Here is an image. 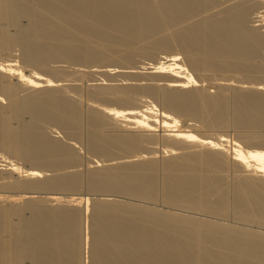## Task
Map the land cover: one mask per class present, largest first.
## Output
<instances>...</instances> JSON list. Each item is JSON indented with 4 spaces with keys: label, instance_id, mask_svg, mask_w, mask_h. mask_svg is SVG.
<instances>
[{
    "label": "bare ground",
    "instance_id": "obj_1",
    "mask_svg": "<svg viewBox=\"0 0 264 264\" xmlns=\"http://www.w3.org/2000/svg\"><path fill=\"white\" fill-rule=\"evenodd\" d=\"M222 2L0 0V55L18 45L22 62L38 68V72L25 73L11 59L0 61V96L8 99L5 106L0 104V186L16 192L0 194V264H264V232L248 226L264 228V132L257 131L264 129V83L258 81L264 78V31L262 25L250 23L253 1H233L219 9ZM215 7L219 9L216 12ZM258 21L264 23V10L253 20ZM162 48L178 52L146 67L149 70L144 75L166 73L165 83L160 87L136 81L91 86L90 98L121 107L91 104L85 110L86 124H82V103L63 89L73 85L67 83V87L60 78L54 79L61 67L49 64L62 59L92 68L89 63L112 58L119 62H114L118 68L124 62L128 63L125 69L130 65L137 70L138 66L132 65L137 55L151 57L156 55L155 49ZM117 67L104 65L93 70V66L90 71L112 76L120 71ZM229 72L239 74L243 82L231 88L222 83L214 93L203 87V76ZM129 73H124L126 80L132 79V71ZM20 87L29 90L20 96L25 90ZM228 89L232 90L230 103ZM142 95L158 101L161 109L152 101L133 104ZM179 116L191 117L209 128L230 126L227 123L231 122L246 131L233 140L224 133L215 139L198 136L177 128ZM46 124L81 142L82 126L86 125L85 150L105 158L103 163L100 160L102 165L95 156L98 160L82 175L75 165L82 159L74 141L49 136ZM109 124L120 126V132L107 130ZM158 125L170 144L187 142L165 150L161 163L139 153L155 142L152 130L159 129ZM115 151L128 152V156L115 161L111 157ZM135 152L138 154L133 155ZM14 158L29 165L22 167ZM64 167L76 170L49 175V171ZM229 171L236 174L231 182ZM8 177L10 182L5 181ZM83 186L89 192L97 191L91 196L109 191L128 195L126 200L129 196L148 200L146 204L161 200L184 211L211 213L214 218L230 212L240 220L237 222L248 225L157 209V201V208L106 197H90V201L77 196ZM35 189L74 191L77 197L49 196L50 191L36 197Z\"/></svg>",
    "mask_w": 264,
    "mask_h": 264
},
{
    "label": "rangeland",
    "instance_id": "obj_2",
    "mask_svg": "<svg viewBox=\"0 0 264 264\" xmlns=\"http://www.w3.org/2000/svg\"><path fill=\"white\" fill-rule=\"evenodd\" d=\"M228 1H230V2H228ZM236 2V1H240V0H223V5L221 4L220 6H219V9H222V8H224V7H226V6H228V5H231V2H232V4L234 3V2ZM251 1H253L254 3H255V6H254V9L252 10V12H251V14L249 15V20H251L250 21V23L251 24H253L254 26L256 25V26H261L260 27V30H262V31H264V23H262V22H260V21H258V22H253V20L256 18V15H260L261 14V12H262V10H264V7H262V5H263V0H251ZM228 2V3H227ZM260 2V3H259ZM257 4V5H256ZM217 8H218V6H217ZM217 8L215 7V9H214V11L216 12V11H218L217 10ZM259 11H261V12H259ZM210 12H213V10H211ZM160 49V48H159ZM159 49H155V50H157V51H155L154 52V54H156V55H153V56H151V57H145V56H140V55H137L136 57H135V59H134V61L132 62V63H130V64H132V65H137L136 67V69L137 70H134L135 68L133 67V66H130V65H128V69H130L131 71H132V73H133V75H135V71H138V70H140V71H138V72H140V73H138V72H136V73H138V75L136 76H133V75H129L130 73V70H129V72H128V69H125L126 68V66H127V64L125 65V63H124V65H125V67H124V65H121V64H123V63H121L120 65H121V69H120V65H119V68L117 67L118 65H115V63L117 62L116 60L113 62V60H112V58H109V59H111V60H104V61H102L101 63H100V65L102 66V67H104V65L106 66H110V67H114L115 68V70H117L116 69V67L118 68V69H120V71L122 70V69H125V71L123 70V72L124 73H126V71H127V73H129L128 75H129V77L130 76H132V79L134 78L135 80L134 81H132V79L130 80H126L127 78H126V76H127V74H124L122 71L120 72L119 70V72L117 71V74H114L113 73V75H114V77H112L111 75L109 76V75H105V74H98V73H91V71H90V69L92 70V68H93V66L95 67L93 70H95V69H97L98 67H100V68H102L101 66H99V63L98 62H96V65H95V63H89L90 65H91V67L92 68H88V66H86V65H88V64H84L86 67H87V69H86V67H80V65L78 64H76L78 67H80V68H78L77 66H75V64H73V63H71V62H66V61H64V60H62V59H53V60H50V61H52V62H50L49 64L51 65V67H56V66H58V67H61V69L60 68H57V69H59L60 71H61V73H60V75H59V77L58 76H56V77H54V79H58V78H60V80H61V82H63L62 84H64V86H67L68 84L71 86V85H73V86H75L74 88H73V86H72V88L70 87H68V88H64L63 87V85L61 86V88L63 87V89L65 90V92H66V94L69 96V97H71V98H75V99H77L78 100V102H79V104L80 103H82V104H80L81 105V107L83 108V109H81V113H82V119L84 120L83 122H82V124H86V118H87V111H85L86 110V108L89 106V105H97V106H99V105H102V104H104V105H106V106H111V104H112V107H117V106H119V107H117V108H120L121 107V105L120 104H115V105H113V103H111L110 101H99V100H97V99H93V97H89L88 96V90L90 89V87L92 86V87H94V85H102L103 83H105L106 85L107 84H116V83H121V82H129V83H138L139 82V85H154V86H159L160 87V85L162 86V84L163 83H165V79H166V76H168V75H166V76H164V74H166V73H159V75H157V73H150V75L151 76H146L147 74H148V70L149 69H147V68H149V67H152V65H155L157 62L156 61H161V59L162 60H164L163 59V57L166 55L167 57L169 56V55H171V54H175V53H177L176 52V50H175V48L172 50V49H170V51L168 50H164L163 48H162V50H159ZM166 51V52H165ZM9 52H10V54H9ZM156 52H159V53H156ZM264 53V52H263ZM7 54V55H6ZM5 55H0V61L1 60H4L3 62H6L7 60H10L11 59V61H13L12 63H15V64H19L18 66L20 67V69H21V67L23 68V69H21V70H23V71H25V73H28L30 70V72H33V71H36V72H38L37 71V69L38 68H36V69H34L35 67L34 66H32V65H30V66H28V65H25L23 62H22V59H21V50H20V47L18 46V45H14L12 48H11V50L10 51H8V53H6ZM8 55H10V56H8ZM161 56H162V58H161ZM165 56V57H166ZM180 57V60H181V62H183V60L184 59H182L183 57H182V55H179ZM263 56H264V54H263ZM5 57V58H4ZM10 57V58H9ZM164 57V58H165ZM6 58H7V60H6ZM160 58V59H159ZM2 62V61H1ZM97 64H98V67H96L97 66ZM103 64V65H102ZM117 64H119V62H117ZM49 65V66H50ZM55 65V66H54ZM83 65V64H82ZM83 65V66H84ZM90 65H89V67H90ZM130 66V67H129ZM34 67V68H33ZM142 67V68H141ZM147 67V68H146ZM63 68L66 70V71H64L63 70ZM72 68V69H71ZM73 68L75 69V70H77V71H75L74 70V72L73 71H70V69L71 70H73ZM77 68V69H76ZM81 68L83 69V70H81ZM84 68L86 69V70H84ZM143 68H145V69H143ZM25 69V70H24ZM89 69V70H88ZM64 72H63V71ZM80 70V71H79ZM133 70H134V72H133ZM89 71V72H88ZM40 72V71H39ZM142 72H145V73H142ZM41 73H43V74H45V76H46V74L48 75L49 73H46V72H41ZM120 73H123L124 74V76H123V74L122 75H119ZM77 74H79V75H77ZM93 74V75H92ZM96 74V75H95ZM144 74H146V75H144ZM153 74V75H152ZM99 75V76H98ZM118 75V76H117ZM141 75L143 76V79H141L142 77H141ZM163 75V76H162ZM49 76V75H48ZM104 76V77H103ZM145 76H146V78H147V81H146V78H145ZM158 76H160V80L161 81H159V77ZM199 77L198 78H201V76L200 75H198ZM50 77H53V76H50ZM115 77H117V78H115ZM124 77V78H123ZM128 77V76H127ZM136 77H139V80H137L138 78H136ZM158 77V78H157ZM164 77H165V79H164ZM112 78V80L115 78V80H110V79ZM126 78V79H125ZM148 78H150V80H148ZM155 78H157V80L155 79ZM168 78V77H167ZM12 79V78H11ZM53 79V78H52ZM79 79V80H78ZM84 79V80H83ZM120 79V80H119ZM142 80V82H141V80ZM144 79H145V81H144ZM162 79H164V81L162 80ZM202 79H204L205 81H203V87L204 88H208V89H210L213 93L215 92V91H217L219 88V85L221 86V84L223 83L224 85H225V87H226V85H227V87L228 88H231L232 86H236V84H239V83H241V82H243V78L239 75V74H237V73H234V72H229V73H226V74H217V75H208V76H203L202 77ZM225 79H227V80H225ZM74 80V81H73ZM78 80V81H77ZM93 80H94V82H93ZM101 80H103V81H101ZM105 80H107V81H105ZM119 82H118V81ZM86 81V82H85ZM100 81V82H99ZM136 81V82H135ZM152 83H151V82ZM241 81V82H240ZM259 82H261V83H264V78H262V79H259L258 80ZM257 81V82H258ZM81 82V83H80ZM149 82V83H148ZM226 82H228L227 84H226ZM231 82V83H230ZM68 83V84H67ZM141 83V84H140ZM158 83V84H157ZM220 83V84H219ZM235 83V84H234ZM105 84H103V85H105ZM160 84V85H159ZM218 84V85H217ZM246 85H247V83H245ZM82 85V86H81ZM223 85V86H224ZM77 86H79V87H77ZM82 87V90H81V87ZM89 86V87H88ZM230 86V87H229ZM88 87V88H87ZM22 88V89H21ZM23 89H25V88H23V87H20V90L21 91H23ZM217 89V90H216ZM19 90V91H20ZM29 90V89H28ZM28 90H27V92H28ZM81 90V91H80ZM20 91V92H21ZM74 91H76V92H74ZM26 92V89L23 91V93H19V95L20 94H26L25 93ZM70 92H73V93H70ZM228 92H229V94H228ZM232 90L231 89H228L227 90V95H228V100H229V103H230V100H231V96H232ZM70 93V94H69ZM81 93V94H80ZM74 94H76L75 96H74ZM80 95H82V97L80 96ZM139 95H141V94H139ZM139 95H137V97H139ZM21 96V95H20ZM88 96V97H87ZM85 97H87V98H89L90 99V101L92 102V103H90L89 104V102L90 101H88L89 99H87V98H85ZM141 97V99L139 98H136V103H133V104H135V105H142V103L144 104V102H147V103H150L151 101V103H153V104H155V106H156V108L158 107V109H161L160 107H161V105H160V103L158 102V101H156V100H154L153 98H151L150 96L149 97H147L146 95H142V96H140ZM81 99H82V101H81ZM94 101H92V100ZM137 100H141V102H139V103H137ZM144 102H143V101ZM0 104L2 105V107L3 106H5V104H7L8 103V99L6 98V97H3L2 95L0 96ZM141 103V104H140ZM86 113V114H85ZM230 114H232V111H229V117H231V115ZM24 117L26 118V120L29 118L28 117V115L27 114H24ZM23 117V118H24ZM85 118V119H84ZM177 118H179V126H177V128H179V129H183V130H190V131H192L194 134H196V135H198V136H208V137H211V138H218V135H220V134H223L224 133V136L225 137H227V138H229L230 140H233L234 138L236 139L237 138V135L240 133V132H244V131H246V129H243L242 127L241 128H239V127H237V126H234L231 122H229V123H227L228 125H230V126H226V125H219V126H217L218 128H216V127H214V126H212V128H209V126H203L202 124H201V122L199 123L197 120H195V119H191V117H186V116H179V117H177ZM112 121V120H111ZM111 121H110V123H111ZM85 122V123H84ZM113 122V121H112ZM16 123V122H15ZM115 125L116 124H118V123H115V122H113ZM186 123H188V124H186ZM231 123V124H230ZM202 126H201V125ZM118 125H120V124H118ZM117 125V127L119 128L120 126H118ZM188 125V126H187ZM50 124H46L45 125V129L47 128V133H49V134H51V135H49V136H51V137H54L55 136V138H58L59 137V140H61L62 142H71L72 141V143H73V141H74V145H73V147H74V149H78L81 153H79V156L81 157V159L82 160H79V162H77L75 165H76V168H78V171H80V173L82 174V175H85V171H86V169L89 167L88 165H90V164H93V163H91L92 161H95V160H98L96 157H99V163H100V160H102L101 162L103 163V161H104V159L105 158H103V157H101V156H94V154H91V152L88 150V148H87V151L85 150L86 148L85 147H87L85 144H86V138H85V132L86 131H84V130H86V125H83L82 127H83V129H82V137L81 138H83V140H84V142H83V140H82V142H81V139L79 140H75V139H73V138H71L72 136H70V135H68V134H66L65 132H63L62 133V130L61 129H59V128H57L56 126H50ZM122 126V125H121ZM192 126V127H191ZM198 126H200L201 128H198ZM226 126V127H225ZM231 126H233V128L231 127ZM109 127H111L112 129H110ZM117 127H115V126H113L112 124H109L108 126H107V130H109V131H111V132H120V128L118 129ZM123 127V126H122ZM156 127H158L159 129H157V128H154L153 130H152V134H153V136H154V138H155V142H153V140H152V142H150V143H148V144H146L143 148H142V150L144 151V152H142V150H139V153L141 152V153H144V154H146L147 155V157L148 158H150V156L152 157V158H154L155 160H157L158 161V163H161V159H163L164 157H165V155H166V153H164V151L165 150H167V149H170L172 146H175V147H178V146H184V144L185 143H187V142H185L184 144H182V145H177V144H175V145H172V143L170 144L169 142H167V140L163 137L164 136V131L162 130L163 128L162 127H160L159 125L158 126H156ZM235 127H237V129H235ZM189 128H191V129H189ZM213 128H214V130H213ZM215 128H216V130H215ZM50 129V130H49ZM115 129V130H114ZM132 129H134V128H132ZM209 129H211V130H209ZM228 129V130H227ZM240 129V130H239ZM248 130L247 131H253V130H255V129H253V128H247ZM262 128H260V129H256L257 131H262V132H264V129H262ZM119 130V131H118ZM137 130V129H136ZM49 131V132H48ZM157 132V133H156ZM65 133V134H64ZM161 133H163V134H161ZM53 135V136H52ZM58 135V136H57ZM84 136V137H83ZM162 136V137H161ZM229 136V137H228ZM85 138V139H84ZM76 141V142H75ZM79 141V142H78ZM163 141H165V143H163ZM170 141V140H169ZM83 144H81V143ZM158 142V143H157ZM172 142V141H171ZM168 143H169V147L167 146L168 145ZM156 144V146H154V145ZM166 144V145H165ZM181 144V143H180ZM189 144V143H188ZM77 145V146H76ZM85 145V146H84ZM151 145H153L154 147H153V149H151L152 147H151ZM164 147H163V146ZM190 145V144H189ZM83 146V147H82ZM171 146V147H170ZM186 146V145H185ZM250 146H253V147H255L254 146V144H251ZM229 147V146H228ZM245 147H248V145L247 146H245ZM162 148V149H161ZM196 148H200V147H196ZM202 148V147H201ZM251 148V147H250ZM77 150V153L79 152ZM178 150H181V149H178ZM76 151V150H75ZM229 152H230V149L228 150ZM88 152H90V154L88 153ZM126 153H128V152H126ZM126 153H124V154H122V152H119V151H115V157H113V156H111L112 158H114L115 159V161L116 160H124V159H122L123 157H124V155L125 156H128ZM82 156H81V155ZM113 154V155H114ZM133 153H129V155H132ZM135 154H138V152H135L133 155H135ZM157 154V155H156ZM120 155V156H119ZM123 155V156H122ZM83 157V158H82ZM95 157V158H94ZM163 157V158H162ZM102 158V159H101ZM17 162H19V164L22 166V167H26V166H28L29 164H28V162H26L25 160H23V159H19V158H14ZM95 159V160H94ZM88 160V161H87ZM90 160V161H89ZM82 161V162H81ZM89 162V163H88ZM82 163V164H81ZM101 164V163H100ZM74 165V166H75ZM102 165V164H101ZM88 166V167H87ZM81 167H82V169H81ZM65 168V167H64ZM57 169V170H51V171H49V172H51V173H49V175H54V174H57L58 172L60 173L61 171L63 172L64 170H66V171H70V170H76L75 169V167L74 168H65V169ZM84 170V171H83ZM229 173V175L231 176V177H229V175H228V181L229 182H231L232 181V176L235 174V172L233 173V171H229L228 172ZM231 173V174H230ZM237 173V172H236ZM236 175V174H235ZM9 178V177H8ZM6 178L5 179V181L6 182H10L9 180H12V178ZM230 186H231V183H230ZM229 186V188H230V190H231V187ZM7 190V191H6ZM4 189V188H2L1 186H0V194H4V195H10V194H16V192H14L13 190H11V189ZM40 191H38V189H35L34 191H35V193H34V195L36 196V197H43V196H45V195H47V192H49L48 190H44V189H39ZM44 190V191H43ZM89 189H86L85 188V186H83L80 190H78V191H76L77 193H79L78 195L76 194V192H74V191H60V190H51L50 191V193H49V196H60V197H66V196H68V195H71L72 197H75L76 195L78 196V197H80V196H82L83 198H85V197H89V199H90V197L92 198H96V199H98L97 197H99V199H103V197H106V198H104V199H116L117 201H124V200H126V196L128 197V195H124L123 196V194H121V193H114V192H109V191H98V194L96 193V195H92L91 196V194H94V192H97V191H88ZM4 191V192H3ZM80 191V192H79ZM81 191H83V192H81ZM89 193H88V192ZM41 192V193H40ZM104 192V193H103ZM81 193V194H80ZM87 193H88V195H87ZM103 194L102 196L101 195H99V194ZM108 195H107V194ZM106 194V195H105ZM111 194V195H110ZM105 195V196H104ZM117 195V196H116ZM76 196V197H77ZM102 198H101V197ZM108 197V198H107ZM92 198V199H93ZM131 198V199H130ZM134 198H136V197H131V196H129V198H127V200L126 201H130V202H137V203H139V204H145V205H149L150 207L151 206H153V208H157L156 206H158L159 208H157V209H161V210H165V211H172V212H176V213H181V214H186V215H191L192 217L194 216L195 218H201V219H203L204 220V218L207 220H214V221H218V222H221V223H225V224H231V225H235V226H242V224H243V226L244 225H248V226H250V227H252V228H254V229H258L259 231H263L264 232V228L262 229H260V228H258V227H261V226H257L256 224H252V225H250L251 223H248L247 224V222H244V221H241V222H237V221H240V220H236V218H234L233 217V215L229 212L228 214H226L225 215V217L224 216H219V217H217V218H214L215 216L212 214L211 215V213H207V212H202V211H200V210H197V209H194V212H193V209H191V210H182V209H180V208H175V207H172L171 205H168V204H164V202H162L161 200H156L157 201V203H155V202H153V204H151V201L149 202V203H147L146 204V202H148V200H146V202H142V201H145V200H140V199H138V198H136V199H134ZM92 199H90V201H92ZM110 199V200H111ZM129 199V200H128ZM135 201H134V200ZM159 202H162V203H160L161 205H158L159 204ZM156 204V206H155V204ZM166 205H168V206H166ZM171 208H170V207ZM168 207V208H167ZM171 210H170V209ZM174 209V210H173ZM175 209H176V211H175ZM178 209V210H177ZM179 209L181 210V211H179ZM25 212H27V211H25ZM192 212V213H191ZM197 212V213H196ZM231 216H230V215ZM90 218V207H89V210H88V213H87V224H86V226H87V230H86V232L88 233V236H89V238H87V240H90V234H89V225H88V223H89V219ZM223 219V220H222ZM235 220V221H234ZM226 221V222H225ZM229 221V222H228ZM233 221V222H232ZM243 222V223H242ZM242 223V224H241ZM254 226V227H253ZM257 226V227H256ZM84 227V226H83ZM83 230H84V228H83ZM89 242V241H88ZM89 244V243H88ZM87 244V245H88ZM89 246V245H88ZM88 254V253H87Z\"/></svg>",
    "mask_w": 264,
    "mask_h": 264
}]
</instances>
